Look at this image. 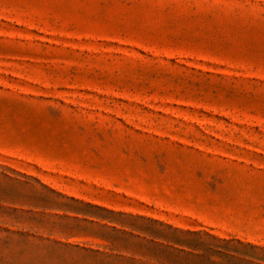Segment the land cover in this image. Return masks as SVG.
Instances as JSON below:
<instances>
[{
    "label": "rangeland",
    "instance_id": "rangeland-1",
    "mask_svg": "<svg viewBox=\"0 0 264 264\" xmlns=\"http://www.w3.org/2000/svg\"><path fill=\"white\" fill-rule=\"evenodd\" d=\"M0 264H264V0H0Z\"/></svg>",
    "mask_w": 264,
    "mask_h": 264
}]
</instances>
